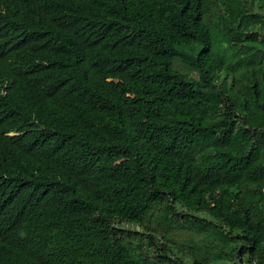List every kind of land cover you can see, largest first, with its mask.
Masks as SVG:
<instances>
[{"label":"trees","instance_id":"1","mask_svg":"<svg viewBox=\"0 0 264 264\" xmlns=\"http://www.w3.org/2000/svg\"><path fill=\"white\" fill-rule=\"evenodd\" d=\"M0 264H264V0H0Z\"/></svg>","mask_w":264,"mask_h":264}]
</instances>
